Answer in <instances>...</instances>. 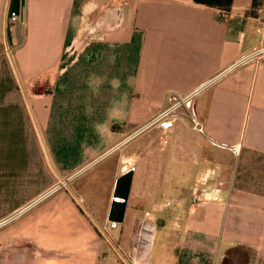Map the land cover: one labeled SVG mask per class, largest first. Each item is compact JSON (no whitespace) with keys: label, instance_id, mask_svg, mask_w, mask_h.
I'll list each match as a JSON object with an SVG mask.
<instances>
[{"label":"crops","instance_id":"obj_1","mask_svg":"<svg viewBox=\"0 0 264 264\" xmlns=\"http://www.w3.org/2000/svg\"><path fill=\"white\" fill-rule=\"evenodd\" d=\"M262 22L264 0H0V264H130L146 212L149 264H264Z\"/></svg>","mask_w":264,"mask_h":264},{"label":"built area","instance_id":"obj_2","mask_svg":"<svg viewBox=\"0 0 264 264\" xmlns=\"http://www.w3.org/2000/svg\"><path fill=\"white\" fill-rule=\"evenodd\" d=\"M18 19V15L13 13L11 16V21L15 23ZM264 23V22H262ZM181 106V102L177 101L173 106L165 111H162L157 115L152 123L158 126L160 131L163 133L170 132L174 127L176 122L181 119L177 114L174 113V110ZM191 122L194 125V129H197L200 132H203V127L201 123L196 119L194 114H190ZM165 143H168L167 136L165 137ZM235 151L238 149L235 148ZM68 185L67 181H64L59 188H64ZM218 197H209L204 191L200 188H195L193 191L192 203L193 205L200 204L209 200H217ZM84 204V201L79 202ZM179 203L178 200L170 201L168 203L169 207L177 206ZM110 229L115 231L118 229L119 224L110 222ZM156 223L154 222V217L152 212H146L143 219L140 222L139 228L133 234V245L131 246L130 251L126 254V259L130 264H149V251L154 240V234L156 230ZM105 231V230H104Z\"/></svg>","mask_w":264,"mask_h":264},{"label":"water","instance_id":"obj_3","mask_svg":"<svg viewBox=\"0 0 264 264\" xmlns=\"http://www.w3.org/2000/svg\"><path fill=\"white\" fill-rule=\"evenodd\" d=\"M134 174V170H131L119 177L116 182L111 210L109 213L110 222L118 224L124 223L133 186Z\"/></svg>","mask_w":264,"mask_h":264},{"label":"rangeland","instance_id":"obj_4","mask_svg":"<svg viewBox=\"0 0 264 264\" xmlns=\"http://www.w3.org/2000/svg\"><path fill=\"white\" fill-rule=\"evenodd\" d=\"M73 186H76V184H73ZM75 204L80 207V203L78 201L75 202ZM163 253H165V251L163 249V244L158 241V245H157L156 249L152 252V254L155 255V259H156L157 256H161Z\"/></svg>","mask_w":264,"mask_h":264},{"label":"trees","instance_id":"obj_5","mask_svg":"<svg viewBox=\"0 0 264 264\" xmlns=\"http://www.w3.org/2000/svg\"><path fill=\"white\" fill-rule=\"evenodd\" d=\"M82 211H83V210H82ZM83 212H84V213H87L86 211H83ZM98 232H99V234H100L101 236H103V235H102V232H104L103 230L101 231V230L98 229Z\"/></svg>","mask_w":264,"mask_h":264}]
</instances>
